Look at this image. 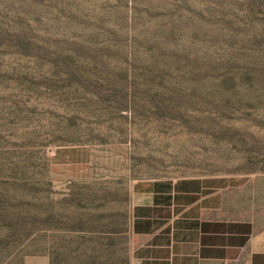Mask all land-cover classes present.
Instances as JSON below:
<instances>
[{"label":"rangeland","instance_id":"374dc122","mask_svg":"<svg viewBox=\"0 0 264 264\" xmlns=\"http://www.w3.org/2000/svg\"><path fill=\"white\" fill-rule=\"evenodd\" d=\"M202 176L264 216V0H0V264H131Z\"/></svg>","mask_w":264,"mask_h":264},{"label":"crops","instance_id":"0c3cea01","mask_svg":"<svg viewBox=\"0 0 264 264\" xmlns=\"http://www.w3.org/2000/svg\"><path fill=\"white\" fill-rule=\"evenodd\" d=\"M138 186L131 264H264V216L235 205L213 177Z\"/></svg>","mask_w":264,"mask_h":264}]
</instances>
